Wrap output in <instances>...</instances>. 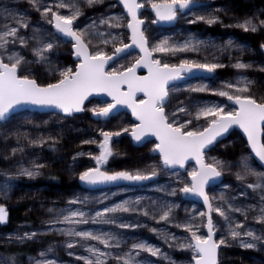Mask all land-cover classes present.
<instances>
[{"label": "snow or ice", "instance_id": "snow-or-ice-1", "mask_svg": "<svg viewBox=\"0 0 264 264\" xmlns=\"http://www.w3.org/2000/svg\"><path fill=\"white\" fill-rule=\"evenodd\" d=\"M83 2L92 7L103 0ZM29 3L54 31H45L39 25L34 27L27 13L17 16L7 8H0V16L7 21L0 24V121L8 119L10 113L25 105L59 109L70 117L86 110L85 102L90 96L104 94L111 100L103 106L92 107L89 111L94 116L110 118L118 108L125 107L131 110L138 123L132 124L130 129L124 127L118 131L101 129L102 139L99 141L95 138L82 140V144L98 143L99 154L93 156L95 167H88L78 173L79 181L85 185L118 186L122 181L153 180L162 171L183 168L190 179H183L173 172L177 186L169 188L167 185H159L157 190L169 196H176L179 192L184 196L198 197L202 199L206 210L185 209V218L178 219L176 210L180 205L174 202L148 198L150 204L142 206L145 198L136 196L135 199L128 198L104 205L103 201L109 200L107 194L95 200L96 204L101 205L99 209L89 210L85 205L90 202V198L74 195L67 201L66 207L47 210L51 218L44 222L48 227L43 232L10 234L8 242L15 240L24 243L34 240L38 234L57 233L66 237L63 246L69 250V256L75 255L72 250L77 246L84 249L87 254L76 257L84 264H109L112 260L116 264H158L151 257L176 264L167 252L147 239H135L128 244V233L119 230L148 227L138 221H125L121 215L135 213L156 221L157 226L149 230L168 244L169 248L190 251L188 264H219V250L221 246L229 244V237L242 248L264 250V231L257 234L245 223L248 213L254 211L256 215L253 219L264 224V170H258L264 169V95L254 94L252 85L255 81L239 71L252 68L253 62L245 63L237 58L232 64L238 70L235 80L221 81V87L214 88L203 83L188 85L186 91L190 95L186 100L177 99L175 110L169 111L173 94L181 91L175 87L174 82L197 71L214 74L225 65L219 63L216 57H205L204 60L184 58L179 63L166 62V56L200 52L206 42L194 35L182 41L170 36L157 39L148 32V18L142 13V9L150 8L155 17L152 24H173L185 12L200 6L196 0H118L122 5L120 14L92 19L83 27L79 26L78 19L84 15L81 0H53L51 4L47 0H29ZM61 9H67V14ZM196 21H204L208 25L223 23L221 17L213 13L197 15L195 20L187 22L192 24ZM235 26L246 32H257L264 28V19H259L257 23L254 17H247ZM29 28L32 29L31 35L21 33L22 29ZM118 29L124 31H114ZM125 39L128 43L124 42ZM31 42L34 43L31 47L32 58L29 59L23 51L28 49ZM17 44L19 48H16ZM61 44H71V55L78 62L71 66H60L52 62L50 53ZM109 45L114 49L111 53L106 50ZM233 46L230 39L225 47ZM260 47L264 49V43ZM130 48L139 50L134 62L128 66L122 64L116 68L109 67V63H115L121 54L127 55ZM26 65H47L42 74L45 78L42 80L35 69ZM141 68L147 70L146 74H138ZM257 68L264 72V65H257ZM205 92L226 97L231 102V108L226 103L208 102L200 96L191 95ZM178 114L188 119L181 120ZM202 120L203 123H200ZM234 127L246 135L251 153L241 155L236 162L209 156L208 153L221 140L226 139ZM129 130L136 142L155 137L157 142L152 151L159 154V163L153 162L144 169L106 170L109 158L116 154L113 138ZM47 139L55 141L56 138ZM31 143L44 144L45 139L32 140ZM16 151L18 149H12L13 153ZM80 155L83 153L77 152L73 156V163ZM191 160L195 161L196 166L188 171L186 164ZM256 160L259 164H256ZM44 167V164L33 162L30 167H21L15 175L35 178L41 175ZM232 167L238 169L234 173L237 180L246 181L249 176L254 177L252 182L247 183V188L259 195L256 204L237 206L234 203L235 197L228 198L224 192L210 195V186L222 183L224 173ZM181 184L182 187L179 186ZM229 187L223 184L224 189ZM9 195V185L5 183L3 189H0V197L7 199ZM240 195L246 196L247 192L241 191ZM213 213L222 218L223 224L214 219ZM234 213L243 215L245 219L239 220ZM8 219L9 210L4 203H0V223H6ZM161 222L184 229L189 235L177 237L166 227H160ZM90 223L114 226V230L82 227ZM203 228L207 229L206 234L201 231ZM124 245H128L126 250H123ZM50 252H53L51 246L39 253L40 258L29 257L30 264H58L56 259L46 258ZM145 253L148 255H142ZM0 264H18L16 254L0 256Z\"/></svg>", "mask_w": 264, "mask_h": 264}, {"label": "rangeland", "instance_id": "rangeland-1", "mask_svg": "<svg viewBox=\"0 0 264 264\" xmlns=\"http://www.w3.org/2000/svg\"><path fill=\"white\" fill-rule=\"evenodd\" d=\"M196 2L200 5L199 7L193 8L191 12H185L173 24H152L151 21L155 19L154 14L148 8L142 9L143 16L148 18L146 26L151 36L157 39L163 36H170L175 40L182 41L188 38L189 35H194L197 39L206 42V46H202L200 52L177 53L174 56H166L164 57L166 62L179 63V60L184 58L204 60L205 57L208 59L216 57L219 63L225 65V67L217 69L209 78L188 79L175 84V87L181 89V91L173 94L169 111L175 110L174 105L177 99L186 100L190 95L186 91L188 85L203 83L215 88L222 86L221 81H234L238 70L232 67V64L235 63L237 58L245 63L253 62L252 68L239 71L244 72L250 79L255 81L252 85L254 94L258 96L264 95V72L259 71L257 68V65H264V49L260 47L264 43V28L257 32H246L244 29L235 26L239 21L247 17H254L257 23L259 19H264V0H196ZM47 3L51 4L53 0H47ZM110 5H115V7H110ZM81 7L84 15L78 18L80 27H83L85 23H89L92 19H99L104 15L120 14L122 12V5L118 3V0H103L102 3L95 4L92 7H88L81 0ZM0 8H7L9 12L17 16L27 13L34 27L39 25L45 31H54L41 18L40 12L30 5L29 0H0ZM217 9L219 11H216ZM61 11L67 14V9H61ZM210 13L219 15L223 23L218 22L208 25L204 21H196L192 24L187 22L188 20H195L197 15H208ZM6 22L3 16H0V24ZM124 23L126 24V20ZM227 25L232 26L229 27ZM31 31V28L22 29L21 33L31 35ZM114 31H124V29ZM230 39L235 46L225 47ZM124 42L128 43V40L125 39ZM33 43L31 42L28 49L23 51V54L29 59L32 58L31 47ZM19 47V44H17L16 48ZM70 49L71 44H61L55 51L50 53L52 62L60 66H71L74 62H78L71 55ZM106 50L111 53L114 49L109 45ZM138 55V51H132L118 59L110 68H116L122 64L128 66L131 62H134ZM26 67L35 69L36 74L41 75L42 80L45 78L42 74L45 72L47 65H26ZM191 95L200 96L208 102L228 104L226 97H220L208 92ZM105 102L108 101L97 98L90 99L85 104L86 110L84 112L70 117L55 112L21 111L11 116L7 121L0 123V189H3L5 183H7L10 191L9 198L0 197V203H4L9 210L10 208H16L15 211L26 213L35 221V224H32L13 219L10 220L7 226L0 225V256L7 257L14 254H10V251H4V248H16L31 242L41 243L45 241L43 244L38 245L33 252L24 256L18 264H30L29 257L40 258L39 253L46 251L50 246L53 248V252L47 253L46 258L56 259L58 264H84L82 260H77L76 258L87 254L84 249L77 246L72 250L75 255L69 256V250L63 246L66 237L57 233L38 234L34 240L24 243H18L15 240L11 243L8 242L10 234L23 235L26 231L43 232L48 227L44 222L51 218V214L47 210L52 207H66L67 201L74 195L88 196L90 202L85 205V208L89 210H96L101 207V205L95 203V200L102 198V194L109 196V200L103 201L104 205L128 198L135 199L136 196L145 198L142 206L150 204L151 201L148 198L152 200H168L180 205L176 210L178 219L185 218L187 215L185 209L206 210L203 204L186 199L182 193L177 192L176 196H169L166 192L157 190L159 185H167L169 188L177 186L176 176L172 174L173 172L178 173L183 179H190L185 170L162 171L153 180H148L138 185L126 184L98 190H90L81 186L78 173L88 167H95L96 163L93 156L99 154L98 143L82 144L81 141L91 138L99 141L102 139L100 135L101 129L118 131L124 127L130 129V126L134 124L130 114L126 112L113 116L106 121L94 120L89 110L96 105L103 106ZM229 108H231L230 105ZM178 115H180L181 120L188 119L183 114ZM200 123H203V120ZM129 132L121 133L119 137L113 138V147L116 150V154L109 158L105 165L106 170L144 169L153 162L159 163V157L152 154L155 141H148L142 147L136 146L129 137ZM48 137H55L56 139L53 141L47 139ZM39 139H45V143H31L32 140ZM222 145H227V147ZM13 148L18 149V151L13 153ZM77 152H82L83 155L77 156L75 163H73V156ZM88 153H92V155L90 156ZM248 153L250 151L247 148L242 132L238 129H233L227 138L217 144L208 155L236 162L241 155ZM33 162L45 165L41 170V175L35 178L15 175L21 167H30ZM256 164L253 166L255 167ZM193 167H195L193 163L186 165L188 171ZM237 170V167H232L230 171H226L222 177V183L219 182L218 185L209 188L210 195H219L224 192L228 198L235 197L234 203L237 206L246 207L247 205L256 204L259 201V195L254 193L252 189L247 188V183L252 182L254 177L249 176L246 181L237 180L234 174ZM223 184H228L230 187L224 189ZM179 186L182 187V184ZM241 191H246L247 195L241 196ZM112 193H116V195H112ZM121 215L125 221H138L141 224L148 225V227L139 229L119 230L128 233V244L135 239H147L150 243L159 246L162 251L167 252L176 261V264H188L191 259L190 251L175 247L169 248L168 244L164 243L163 240L149 230L150 227L157 226L155 220L135 213H123ZM233 215L239 220L245 219L239 213H234ZM255 215L256 212L250 211L245 223L254 229L257 234H260L264 231V224L258 223L253 219ZM213 216L219 224H223L222 218L215 213H213ZM159 226L162 228L166 227L170 232L175 233L177 237L183 238L189 235L184 229L170 224L165 225L161 222ZM82 227H90L93 230L99 229L101 231L114 230V226L91 223ZM201 231L206 234V228L201 229ZM216 238L218 239L219 236ZM228 239L229 244L221 246L219 250V264H264V250L261 248L245 249L238 242L232 241L230 237ZM101 247L103 246L101 245ZM127 247L128 245H124L123 250H126ZM151 259L157 261L158 264H169L168 261L157 257H151ZM109 264H116V262L112 260Z\"/></svg>", "mask_w": 264, "mask_h": 264}, {"label": "water", "instance_id": "water-1", "mask_svg": "<svg viewBox=\"0 0 264 264\" xmlns=\"http://www.w3.org/2000/svg\"><path fill=\"white\" fill-rule=\"evenodd\" d=\"M148 10L151 11L150 8H148ZM132 51H138V52H139L138 49H131V48H130V49L128 50V53H130V52H132ZM128 53H127V54H128ZM123 56H125V55H124V54H121V56H120L119 58H116V59H115V62H116L118 59H120L121 57H123ZM74 59H75V57H74ZM112 64H113V62H110V63H109V67H110ZM146 71H147V70H146V69H143V68L138 69V74H140V75H144V74H146ZM212 75H213V74H208V73H205V72H198V71H197V72H193V73L189 74V76H187V77H185V78H182L181 80L176 81V82H174V83H175V84H179V83H181V82H183V81H185V80H188V79L209 78V77H211ZM94 98L102 99V100H105V101H108V102H110V100H111L110 97H107V96L104 95V94H93L92 96H90V97L88 98V100L85 102V104H86L90 99H94ZM228 104L231 106V102L228 101ZM21 111H38V112H43V113L55 112V113H57V114H60V115H64V116H65V114H63L59 109H55V108H45V107H37V106H33V105H25V106H23L22 108L17 109L15 112L10 113L9 118H10L11 116H13L14 114H16V113H18V112H21ZM122 112H126V113L130 114L132 121H133L134 123H138V121L136 120V118L132 115L131 110H130V109H127V108H125V107H120V108H118V109L112 114V116H111L110 118H112L113 116H116V115H118V114H120V113H122ZM75 114H78V113H75ZM73 115H74V114H73ZM91 117H92L94 120H96V121H106V120L110 119V118L96 117V116H94L93 114H91ZM9 118H8V119H9ZM8 119L3 120V121H0V123H1V122H5V121H7ZM233 129H238V130H240V131L242 132V135H243L244 140H245L246 143H247V137H246V135L243 133V131H242L241 129H239L238 127H234ZM233 129H231L230 132H231ZM229 134H230V133H229ZM229 134H228V135H229ZM128 135H129V137L131 138L133 144L136 145V146H142L144 143H146V142H148V141H151V140L155 141V143L157 142L156 139H155V137H151V136L148 137L144 142H136V141H134L133 138L131 137L130 132L128 133ZM228 135H227V136H228ZM221 141H222V140H221ZM247 148H248V150H249L250 153H251V149H250L248 143H247ZM152 154L155 155V156H157V157H159V154H158V153H155V152L152 151ZM253 158H254V154H253ZM188 163H193V164H195V161H194V160H191V161H189ZM188 163H187V164H188ZM256 163L259 164V161L256 160ZM187 164H186V165H187ZM195 166H196V164H195ZM173 170H174V169H173ZM179 170L183 171L184 169H183V168H180ZM79 182H80V181H79ZM145 182H147V181H142V182H127V181H122V182L119 183L118 186L126 185V184H128V185L137 184V185H138V184H140V183H145ZM80 184H81V186H82L83 188H87V189H90V190H93V189H95V190L97 189V190H98V189H103V188H107V187H116V186H117V185H111V184H109V185H85V184H82L81 182H80ZM218 184H219V182L214 183V184L211 185L210 187L215 186V185H218ZM183 196H184V195H183ZM184 197H185L186 199L193 200V201H196V202H199V203L203 204L202 199H200V198H198V197H195V196H184ZM8 210H9V209H8ZM9 222H10V211H9V219H8V221H7L6 223H0V225H1V226H7V225L9 224ZM206 231H207V229H206Z\"/></svg>", "mask_w": 264, "mask_h": 264}, {"label": "trees", "instance_id": "trees-1", "mask_svg": "<svg viewBox=\"0 0 264 264\" xmlns=\"http://www.w3.org/2000/svg\"><path fill=\"white\" fill-rule=\"evenodd\" d=\"M237 1V0H235ZM19 208V207H18ZM16 208H10V220H17V221H20V222H30L32 224H35V221L32 217H30L29 215H27L26 213H23V212H20V211H15ZM11 226V225H10ZM45 242V241H43ZM43 242L41 243H27V244H23V245H20L16 248H4V251L6 252H9L10 251V254L11 253H14L16 254L17 256V260L18 262H20L24 256H26L28 253H31L33 252V250L38 246V245H41L43 244ZM1 249V247H0ZM13 249H16V250H13Z\"/></svg>", "mask_w": 264, "mask_h": 264}, {"label": "flooded vegetation", "instance_id": "flooded-vegetation-1", "mask_svg": "<svg viewBox=\"0 0 264 264\" xmlns=\"http://www.w3.org/2000/svg\"><path fill=\"white\" fill-rule=\"evenodd\" d=\"M142 146H143V145H142ZM142 146H141V147H142Z\"/></svg>", "mask_w": 264, "mask_h": 264}]
</instances>
